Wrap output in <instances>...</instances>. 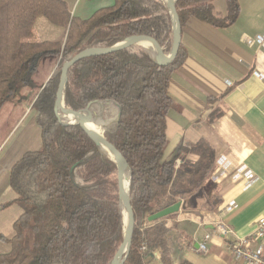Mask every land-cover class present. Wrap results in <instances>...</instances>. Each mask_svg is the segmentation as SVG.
I'll return each instance as SVG.
<instances>
[{"label":"trees","instance_id":"trees-1","mask_svg":"<svg viewBox=\"0 0 264 264\" xmlns=\"http://www.w3.org/2000/svg\"><path fill=\"white\" fill-rule=\"evenodd\" d=\"M215 1L177 0L181 29L190 17L216 27L235 22L238 0H226L223 14ZM41 14L68 26L63 44L34 39ZM136 34L155 36L172 50V19L164 0H116L85 19L72 15L66 0H0V111L27 97L25 90L35 87L44 59L59 58L32 105L42 145L26 151L10 171L16 197L4 206L17 202L22 211L13 232L2 236L11 249L0 253V264L112 263L124 238L116 162L80 125L62 123L55 101L66 60L87 47L112 46ZM184 59L185 51L163 65L153 52L136 45L84 57L68 72L65 103L90 109L94 132L100 124L128 163L136 225L123 264H148L156 253L163 264H173L174 236L167 218L178 212L149 221L153 213L180 200L182 211L195 213L217 211L222 203L221 185L212 180L218 151L209 139L201 137L191 147L181 143L166 153L170 76ZM112 102L118 112L107 120ZM98 103L102 108L96 113L91 108ZM189 153L197 158H187ZM177 160L184 166L177 167Z\"/></svg>","mask_w":264,"mask_h":264},{"label":"crops","instance_id":"crops-1","mask_svg":"<svg viewBox=\"0 0 264 264\" xmlns=\"http://www.w3.org/2000/svg\"><path fill=\"white\" fill-rule=\"evenodd\" d=\"M238 2V18L229 25L216 27L190 17L181 29L185 59L170 76L166 153L181 143L191 147L201 137L209 139L218 151L212 180L221 185L222 203L217 211L180 209L167 218L174 236L173 264H243L229 257L227 241L214 231L213 223L231 205L229 225L238 235H249L255 219L264 216V43L255 41L264 34V0ZM215 7L225 13L226 0L215 1ZM176 48L174 43L172 50ZM46 59L50 65L43 79L35 77V87L15 102L19 115L10 132L20 129L19 136L0 150V253L11 249L2 236L13 232L22 211L17 202L4 206L16 197L9 181L11 168L26 151L42 145V129L32 105L59 64V58ZM215 112L221 115L211 120ZM187 158L197 155L189 153ZM250 172L252 179L247 177ZM208 232H212L208 252H200L197 246ZM148 264L163 263L156 253Z\"/></svg>","mask_w":264,"mask_h":264},{"label":"water","instance_id":"water-1","mask_svg":"<svg viewBox=\"0 0 264 264\" xmlns=\"http://www.w3.org/2000/svg\"><path fill=\"white\" fill-rule=\"evenodd\" d=\"M165 2L169 8V12L172 19V34L174 37V43L177 45V48L175 50H171L170 52L167 51L166 47L161 42V40H159L155 36H151L147 34H136L112 46L95 45V46L87 47L79 51L75 55H73L72 58H70L69 60H66L61 67L60 82H59V86L56 94V101H55V111L58 118L64 124L80 125L91 138H93L97 143H99L103 148H105L111 154L117 165L116 179H117L118 191L123 209L124 238L118 244L115 257L111 264L124 263L127 254L129 252V248L131 245V241L133 238V233L136 225V210L131 200L130 191L128 190L127 192L125 186L126 168L128 169V163L124 155L121 153V151L104 135L103 130L102 132L95 133L93 132V130L85 126V124L83 123V118H82L83 116L81 115V113L84 110H76L65 103V88L68 80V72L70 67L75 62H77L78 60L84 57L95 54L114 52L121 49L130 48L136 45H141L145 49L153 52L152 50H150L149 48L143 45V41L147 39H151L157 44L158 52L154 54L156 55L159 63L163 65H167L172 61H174L175 59H177L183 53V49H184V42H183V37L181 35V27H180V21H179L178 9H177V0H168ZM61 109H66L67 111H69L73 116L74 120L69 119L68 121H63L61 119V114H60ZM85 110H88V108ZM130 176L131 174L129 172V186H130ZM182 203L183 201L180 200L175 204H172L166 208H163L153 213L152 215L149 216L148 218L149 221L158 220L172 213L179 212ZM126 245H128L127 250H125ZM51 264H68V263L54 262Z\"/></svg>","mask_w":264,"mask_h":264},{"label":"rangeland","instance_id":"rangeland-1","mask_svg":"<svg viewBox=\"0 0 264 264\" xmlns=\"http://www.w3.org/2000/svg\"><path fill=\"white\" fill-rule=\"evenodd\" d=\"M66 1L68 3L69 9L72 15L80 19L88 18L92 16L98 9L102 7H106V6H111L116 2V0H66ZM221 2H224V1H221ZM67 34H68V26L54 22L51 18H49L45 14H41L37 16L35 20V24H34V36H33L34 39L49 40V41L59 42L63 44L67 39ZM153 53H156V52L154 51ZM49 65H50L49 59H44L43 62L41 63L40 68L35 74L36 79L38 80L43 79L45 73L47 72L49 68ZM30 90H31V87H28L26 88L25 92H29ZM101 108H102V104L98 103L95 105L93 109L91 108V110H94L97 113L99 112V110H101ZM18 110H19V107L18 105H16L15 102H9V103H6L4 107L2 108V110L0 111V145L5 140L4 143L0 146V150L4 147V145L7 144V147H8L10 144H12L21 132L20 129L17 130L16 133H15L16 130L10 132L16 118L19 115ZM87 111L88 113H90V109H88ZM117 112H118V108L115 102H112L110 104V108L106 112V116L108 117L107 120L109 119L114 120ZM68 116L72 117V115H68ZM98 117L100 118L101 115H98ZM61 119L63 121H68L66 116H61ZM98 125L103 130L102 126L100 124ZM213 130L214 129H212V131ZM180 166H181V162H180ZM8 214L9 216H11L12 213H8Z\"/></svg>","mask_w":264,"mask_h":264},{"label":"built area","instance_id":"built-area-1","mask_svg":"<svg viewBox=\"0 0 264 264\" xmlns=\"http://www.w3.org/2000/svg\"><path fill=\"white\" fill-rule=\"evenodd\" d=\"M255 41L263 44L264 34H258ZM176 165L180 167L179 160ZM247 177L252 179L254 174L250 172ZM232 211L233 207L231 205L226 206L221 211L219 218L213 223L214 231L227 241L229 257L243 264H264V216L255 219L251 234L238 235L227 221V217ZM211 236L212 232L206 233L205 241L200 242L197 246L198 251L208 252L207 241L210 240Z\"/></svg>","mask_w":264,"mask_h":264},{"label":"bare ground","instance_id":"bare-ground-1","mask_svg":"<svg viewBox=\"0 0 264 264\" xmlns=\"http://www.w3.org/2000/svg\"><path fill=\"white\" fill-rule=\"evenodd\" d=\"M164 1H168V0H164ZM143 44L149 48L150 50H152L153 52H158V46L157 44L151 40V39H147L145 41H143ZM69 115H71V113L69 111H67ZM60 114L61 116H66V118L69 120H74L73 116L72 117H69L66 113V109H61L60 110ZM81 115L83 116V123L85 124V126H87L89 129L93 130L94 132V125H95V122L90 118V115L88 113L87 110H84ZM99 132H102V129L101 127L97 124L96 128H95V133H99ZM125 186H126V191L128 192L129 190V172H128V169L126 168V180H125ZM128 249V245L125 246V250Z\"/></svg>","mask_w":264,"mask_h":264}]
</instances>
